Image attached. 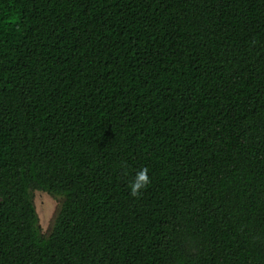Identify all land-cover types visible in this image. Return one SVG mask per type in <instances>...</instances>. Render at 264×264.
Returning a JSON list of instances; mask_svg holds the SVG:
<instances>
[{
  "label": "trees",
  "instance_id": "trees-1",
  "mask_svg": "<svg viewBox=\"0 0 264 264\" xmlns=\"http://www.w3.org/2000/svg\"><path fill=\"white\" fill-rule=\"evenodd\" d=\"M0 264H264V0H0Z\"/></svg>",
  "mask_w": 264,
  "mask_h": 264
},
{
  "label": "rangeland",
  "instance_id": "rangeland-1",
  "mask_svg": "<svg viewBox=\"0 0 264 264\" xmlns=\"http://www.w3.org/2000/svg\"><path fill=\"white\" fill-rule=\"evenodd\" d=\"M31 198L37 217V225L41 233L46 236L52 229L62 198L38 190L32 191Z\"/></svg>",
  "mask_w": 264,
  "mask_h": 264
},
{
  "label": "clouds",
  "instance_id": "clouds-1",
  "mask_svg": "<svg viewBox=\"0 0 264 264\" xmlns=\"http://www.w3.org/2000/svg\"><path fill=\"white\" fill-rule=\"evenodd\" d=\"M150 183V178L148 175V169H140L134 179L130 182V194L132 196H138L142 189H144Z\"/></svg>",
  "mask_w": 264,
  "mask_h": 264
}]
</instances>
